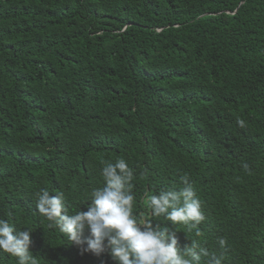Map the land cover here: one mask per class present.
<instances>
[{
    "label": "trees",
    "instance_id": "1",
    "mask_svg": "<svg viewBox=\"0 0 264 264\" xmlns=\"http://www.w3.org/2000/svg\"><path fill=\"white\" fill-rule=\"evenodd\" d=\"M117 158L137 216L223 264H264V0H0V217L32 231L37 264H115L81 254L34 196L87 210ZM185 175L199 236L143 203Z\"/></svg>",
    "mask_w": 264,
    "mask_h": 264
},
{
    "label": "clouds",
    "instance_id": "2",
    "mask_svg": "<svg viewBox=\"0 0 264 264\" xmlns=\"http://www.w3.org/2000/svg\"><path fill=\"white\" fill-rule=\"evenodd\" d=\"M237 123L243 127L245 122ZM101 177L102 186L91 191L87 210L69 214L63 191L52 194L44 188L34 196L36 212L81 254L107 255L115 264H223V254L209 251L197 240L181 247L176 231L134 213L135 175L124 158L104 163ZM181 184L157 194L146 192L143 203L152 217L186 225L199 236V225L206 219L201 201L186 175ZM33 243L32 231L18 229L11 212L0 217V252L16 258L17 264H37ZM218 244L226 250L224 238H218Z\"/></svg>",
    "mask_w": 264,
    "mask_h": 264
}]
</instances>
